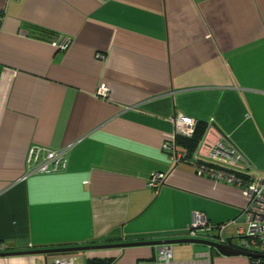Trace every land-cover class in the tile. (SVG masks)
<instances>
[{"label": "crops", "instance_id": "0c3cea01", "mask_svg": "<svg viewBox=\"0 0 264 264\" xmlns=\"http://www.w3.org/2000/svg\"><path fill=\"white\" fill-rule=\"evenodd\" d=\"M177 113L215 126L264 176V0H0V252L190 238L195 211L213 226L245 217L240 187L169 159ZM33 147L68 149V168L27 175ZM157 171L167 177L155 194ZM239 223L223 230L234 245ZM159 247L81 251L74 264H165ZM171 248L172 264H257Z\"/></svg>", "mask_w": 264, "mask_h": 264}, {"label": "built area", "instance_id": "2783aa9c", "mask_svg": "<svg viewBox=\"0 0 264 264\" xmlns=\"http://www.w3.org/2000/svg\"><path fill=\"white\" fill-rule=\"evenodd\" d=\"M52 45L60 51H66L71 46L69 38H54ZM98 58L104 59L98 55ZM102 99L109 97V89L102 87L98 90ZM174 132L163 146L169 154L173 165L180 162H191L199 176L207 177L217 182L236 185L241 188L247 198L244 207V226H238V243L235 247L255 255L264 256V176H254L246 172L249 163L244 156L225 143V137L215 126L209 125L200 144L191 160H187V153L177 145V138H191L197 129V121L182 113H177L173 118ZM68 149L52 151L46 148L33 147L29 150L26 165L27 175L34 173H55L68 168ZM167 175L164 172L152 173L148 186L158 194ZM234 219L228 223L213 226L204 212L195 211L193 220L188 227L189 236L198 238L203 233L217 232L219 242H227L223 230L230 224H237ZM158 257L165 264H172L173 252L169 245L158 248ZM253 262L264 264V257H251ZM76 254L58 255L51 264H74ZM206 264H210L206 261Z\"/></svg>", "mask_w": 264, "mask_h": 264}, {"label": "water", "instance_id": "95a60500", "mask_svg": "<svg viewBox=\"0 0 264 264\" xmlns=\"http://www.w3.org/2000/svg\"><path fill=\"white\" fill-rule=\"evenodd\" d=\"M199 243L209 245L210 247L216 248L220 253L225 255L234 254H244L250 257H264L261 255L251 254L244 250H241L232 243L231 239L227 242H219L209 239L202 238H180V239H165V240H150V241H139V242H128V243H113V244H96V245H84V246H73V247H58V248H46V249H36V250H22V251H5L0 252V256H10V255H22V254H58V253H69V252H81L87 250H98L107 248H125L130 246H140V245H173L176 243Z\"/></svg>", "mask_w": 264, "mask_h": 264}, {"label": "trees", "instance_id": "16d2710c", "mask_svg": "<svg viewBox=\"0 0 264 264\" xmlns=\"http://www.w3.org/2000/svg\"><path fill=\"white\" fill-rule=\"evenodd\" d=\"M207 130V127L205 125L197 124V129L195 131V134L191 138H184V137H178L177 138V145L179 148H182L187 153V160H191L193 155L195 154L200 141L202 140L205 132ZM168 154V153H167ZM169 156V154H168ZM170 159V156H169ZM79 252H69V253H58V254H51L54 256L58 255H68V254H78ZM107 261H100V260H93L90 261V264H102L106 263ZM108 263V262H107Z\"/></svg>", "mask_w": 264, "mask_h": 264}, {"label": "rangeland", "instance_id": "374dc122", "mask_svg": "<svg viewBox=\"0 0 264 264\" xmlns=\"http://www.w3.org/2000/svg\"><path fill=\"white\" fill-rule=\"evenodd\" d=\"M238 221V220H237ZM238 222H241V223H239V226H244L245 224H244V217H242L241 219H239V221ZM237 225H238V223H237ZM213 232H211V234H212Z\"/></svg>", "mask_w": 264, "mask_h": 264}]
</instances>
